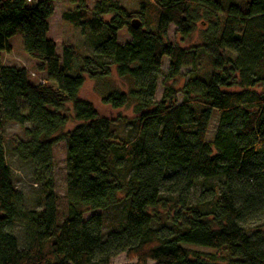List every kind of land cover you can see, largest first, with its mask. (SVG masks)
Instances as JSON below:
<instances>
[{
    "label": "trees",
    "instance_id": "trees-1",
    "mask_svg": "<svg viewBox=\"0 0 264 264\" xmlns=\"http://www.w3.org/2000/svg\"><path fill=\"white\" fill-rule=\"evenodd\" d=\"M56 1L0 0V53L19 35L43 76L32 83L26 69L0 59V264H110L119 253L127 264H264V231L249 226L264 222V0H143L136 12L116 0H67L74 7L62 20L89 32L92 56L71 44L57 54L47 37ZM199 22L204 40L192 52L167 42L170 26L186 39ZM203 58L211 71L188 72L180 89L164 86L155 101L161 77L171 81ZM113 73L129 88L101 101L132 107L130 120L100 117L79 97L86 78ZM71 121L78 124L64 133ZM8 123L22 129L12 154L33 165L39 211L18 212L1 133ZM123 124L131 139L120 134ZM59 140L67 168L61 221L52 183ZM119 207L123 222L107 236L100 215L83 217Z\"/></svg>",
    "mask_w": 264,
    "mask_h": 264
},
{
    "label": "rangeland",
    "instance_id": "rangeland-1",
    "mask_svg": "<svg viewBox=\"0 0 264 264\" xmlns=\"http://www.w3.org/2000/svg\"><path fill=\"white\" fill-rule=\"evenodd\" d=\"M97 0H89V6H93ZM120 6L126 8L129 12H136L141 7L143 0H116ZM222 5L227 6L229 4H240L244 0H219ZM74 5L67 0H59L54 3V13L48 19V33L47 37L56 44V52L60 56L63 44H71L74 48L84 56H92L93 44L92 37L88 31L81 30L80 27H73L72 25L62 20V14L72 9ZM195 29L186 38L182 39L175 32V28L170 26V30L167 33L166 40L170 44H175L179 48H184L187 51L192 52L193 47L201 45L203 43L204 30L206 26L200 22L195 25ZM129 39L127 32L121 29L118 35V41L120 44H125ZM9 50L0 53L1 64L4 66H14L17 68L26 69L29 79L32 83H43V76L35 72V62L28 58L23 50V40L19 35L10 38L7 42ZM79 65L77 60H74V65ZM168 60L164 59L162 64V71L167 73ZM114 71V68L112 67ZM204 73L211 71L207 59L203 58L197 61L192 67L182 68L181 75L171 81H164V78L158 81L159 86L155 101H159L162 96V88L164 86L174 87L180 89L183 84L186 83V74L188 72ZM129 85L126 81L117 78L113 73L109 79L89 80L85 79L84 85L79 92V97L92 104L95 111L100 117L114 120L118 117L121 119L130 120L133 117L132 107H124L119 110H114L109 106L102 103L101 98L109 92L114 90L126 91ZM217 116L214 115L210 121L208 129V139H211L217 128ZM76 124L75 121H71L63 130H71ZM120 134L126 138H132L133 133L130 128L123 124L120 126ZM2 136L4 139V148L6 150V162L11 170V180L14 189L20 194V204L18 212L26 211H39L43 206V198L41 196V186L36 184L33 175V165L29 163L20 162L13 154L12 150L17 141L23 139L22 129L15 125L8 123L2 128ZM52 183L53 194L55 196L56 206L59 215V221L64 218L65 206H66V184H67V168H66V148L65 142L59 140L52 148ZM92 215H100L103 220L102 234L107 236L112 231H115L119 225L123 222L124 213L122 209L115 208L107 211H89L84 214V220H87ZM250 229H259L264 231V222H254L249 224ZM15 234L18 238L20 246L23 244V232L22 227L16 225ZM129 261L126 259L124 253H119L114 256L110 264H127Z\"/></svg>",
    "mask_w": 264,
    "mask_h": 264
},
{
    "label": "water",
    "instance_id": "water-1",
    "mask_svg": "<svg viewBox=\"0 0 264 264\" xmlns=\"http://www.w3.org/2000/svg\"><path fill=\"white\" fill-rule=\"evenodd\" d=\"M131 27H132L133 29L137 30V28L139 27V23L133 21V22L131 23Z\"/></svg>",
    "mask_w": 264,
    "mask_h": 264
},
{
    "label": "built area",
    "instance_id": "built-area-1",
    "mask_svg": "<svg viewBox=\"0 0 264 264\" xmlns=\"http://www.w3.org/2000/svg\"><path fill=\"white\" fill-rule=\"evenodd\" d=\"M27 1H29V0H27Z\"/></svg>",
    "mask_w": 264,
    "mask_h": 264
}]
</instances>
